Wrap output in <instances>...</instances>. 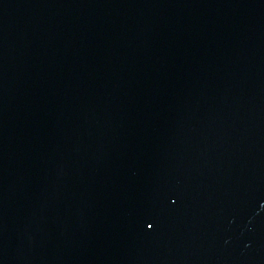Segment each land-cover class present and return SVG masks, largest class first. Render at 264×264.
Instances as JSON below:
<instances>
[{
  "label": "water",
  "instance_id": "1",
  "mask_svg": "<svg viewBox=\"0 0 264 264\" xmlns=\"http://www.w3.org/2000/svg\"><path fill=\"white\" fill-rule=\"evenodd\" d=\"M264 31V0H0V264L133 123Z\"/></svg>",
  "mask_w": 264,
  "mask_h": 264
},
{
  "label": "snow or ice",
  "instance_id": "2",
  "mask_svg": "<svg viewBox=\"0 0 264 264\" xmlns=\"http://www.w3.org/2000/svg\"><path fill=\"white\" fill-rule=\"evenodd\" d=\"M149 227H151V225H149Z\"/></svg>",
  "mask_w": 264,
  "mask_h": 264
}]
</instances>
